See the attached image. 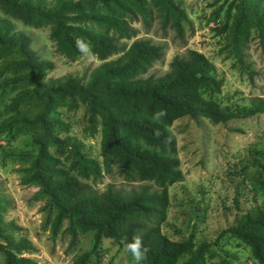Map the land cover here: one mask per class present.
Here are the masks:
<instances>
[{"label":"trees","instance_id":"trees-1","mask_svg":"<svg viewBox=\"0 0 264 264\" xmlns=\"http://www.w3.org/2000/svg\"><path fill=\"white\" fill-rule=\"evenodd\" d=\"M154 1L160 5L165 20L167 14L172 15V27L181 35V22L187 21L184 12L173 0ZM145 3L146 0H0L5 15L34 27L49 26L50 37L68 54H78V38L87 41L102 61L87 76L47 79L46 73L54 69V63L40 59L31 48L30 37L17 31L11 20L0 17V74L12 71L16 74L12 81L25 85L10 103L22 109L5 119L0 130L23 129L33 147L32 151L19 153L29 161L21 182L36 187L37 198L54 209L52 235L65 219L69 247L75 244L78 233H91L90 249L78 255L73 264H87L96 257L102 238L124 243V238L130 240L137 230L144 233V244L150 248L145 264H174L184 255L188 258L183 264H201L207 245L204 241L174 242L161 232L166 224L168 187L183 179L176 139L168 130L170 115L203 116L226 123L264 113V98L251 99L247 107L223 110L187 91L190 85L218 84L211 75L212 63L196 51H188L185 57L175 56L162 76L142 77L162 57L163 48L148 39H135L126 49L120 41L136 37V29L122 13L131 12L132 4L145 14ZM246 16L254 22L264 44V6L258 0H241L231 32L230 53L252 78L253 71L242 53L249 30ZM83 23L112 31L117 39L83 27ZM120 52V57L108 60ZM78 101L86 106L89 124L101 120V162L88 157L80 141L57 135L69 128L59 107ZM160 112L164 115L157 117ZM50 147L68 150L84 179H100L115 167L125 181L138 185L129 191L111 184L103 192L93 191L50 152ZM4 204L0 196V236L8 247H1L3 264H31L12 253L14 249L32 251L34 246L27 239L16 240L9 234L19 227L4 221ZM229 233L250 247L258 264H264V207L256 204Z\"/></svg>","mask_w":264,"mask_h":264},{"label":"rangeland","instance_id":"rangeland-1","mask_svg":"<svg viewBox=\"0 0 264 264\" xmlns=\"http://www.w3.org/2000/svg\"><path fill=\"white\" fill-rule=\"evenodd\" d=\"M51 1V0H49ZM184 12L182 33L172 27V15L164 19L160 5L146 0L143 14L130 4L131 12L123 18L136 29V37L121 40L127 49L135 39H148L163 48L162 57L153 62L142 77H159L169 71L175 56H187L196 51L205 56L214 69L211 75L218 82L212 87L190 85L187 91L213 102L220 109L233 110L247 107L253 98H264V44L259 31L249 16L248 39L242 47L244 60L253 71L252 78L242 70L230 53V39L235 16L241 0H173ZM264 6V0H258ZM0 17L14 23L15 29L26 33L31 48L43 60L55 67L46 73L47 79L66 75L87 76L101 64L90 51L68 54L66 48L57 45L50 37V27H34L5 15ZM74 25H78L73 23ZM81 26L91 28L117 39L112 31L92 23ZM78 38H75L77 42ZM122 52L108 60H115ZM16 74L7 71L0 74V124L22 107L10 106L11 99L25 88L14 82ZM61 118L68 124V131L58 132L60 138L71 137L80 141L88 157L101 162V120L93 125L87 122L86 106L68 102L59 107ZM168 130L175 136L177 156L183 179L168 187L166 224L162 233L170 241L190 239L207 245L201 264H258L250 247L234 238L229 230L235 222L254 206L264 207V113L247 118L217 123L209 118H192L178 113L170 115ZM26 133L19 127L0 130V196L4 199L3 219L12 222L19 230L11 234L14 239L29 240L32 251L12 250L17 258H25L31 264H73L75 258L91 247V233H78L75 244L69 247L68 221L65 219L56 235L51 226L55 216L46 202L37 198V188L21 182L23 169L29 161L19 153L32 151ZM63 165L93 191L103 192L108 185L129 191L138 183L125 181L113 168L110 174L94 180L84 179L74 166V156L64 149L49 148ZM75 167V169H73ZM8 248L0 236V264L4 263L1 247ZM123 243L102 238L98 255L87 264H131L130 255L123 252ZM188 256L179 257L174 264H183ZM145 264V261L143 262Z\"/></svg>","mask_w":264,"mask_h":264},{"label":"clouds","instance_id":"clouds-1","mask_svg":"<svg viewBox=\"0 0 264 264\" xmlns=\"http://www.w3.org/2000/svg\"><path fill=\"white\" fill-rule=\"evenodd\" d=\"M77 48L82 52L90 51L88 45L82 41L78 40L76 42ZM164 113L160 112L157 114V117L163 116ZM144 233L142 231L137 230L132 238L128 240L126 237L124 238L123 243V252L130 255L131 264H143L146 260L148 253L150 252V248L144 244L143 239Z\"/></svg>","mask_w":264,"mask_h":264}]
</instances>
